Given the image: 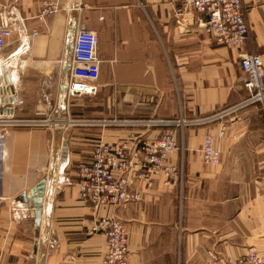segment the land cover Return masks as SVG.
<instances>
[{
    "label": "crops",
    "instance_id": "1",
    "mask_svg": "<svg viewBox=\"0 0 264 264\" xmlns=\"http://www.w3.org/2000/svg\"><path fill=\"white\" fill-rule=\"evenodd\" d=\"M178 1L0 0L7 7H0V28L15 30L0 51V118L56 122L0 126V264H101L105 240L88 232L94 214L64 179L91 159L100 141L132 142L168 130L72 124L101 120L186 121L184 128L171 127L182 150L169 163L181 176L168 184L158 177L150 190L140 185L142 201L114 211L130 232V263L206 264L209 251L230 263L251 249L264 258L260 109L242 108L222 138L219 121L194 123L249 98L240 58L258 55L264 67V0H242L250 36L240 49L206 35L197 16L179 23ZM48 3L58 11L44 24L40 15ZM81 30L99 37L101 77L99 98L77 105L67 88L73 41ZM4 80L7 95L1 92ZM208 135L222 154L216 167L203 162ZM43 180L36 226L35 210L20 198Z\"/></svg>",
    "mask_w": 264,
    "mask_h": 264
},
{
    "label": "built area",
    "instance_id": "2",
    "mask_svg": "<svg viewBox=\"0 0 264 264\" xmlns=\"http://www.w3.org/2000/svg\"><path fill=\"white\" fill-rule=\"evenodd\" d=\"M175 7L178 22L185 16H197V26L209 36H213L218 44L240 49L244 47L250 36V27L242 0H179ZM7 3V1H6ZM5 10L6 4H1ZM58 11L57 4H45L40 18L44 24ZM198 15H200L198 17ZM14 28L5 24L0 28V51L6 45V39L14 33ZM37 32L33 33L36 36ZM29 38V37H26ZM240 65L246 76L244 87L249 95L246 102L221 113L197 120L195 124H207L219 121L218 135L224 137L227 132L229 115L242 108L260 104L264 109V67L262 58L255 54H243ZM101 59L99 56V37L90 30L79 31L73 41L72 63L70 67L67 96L69 99L80 97H97L100 93ZM7 81L1 84V92L7 95ZM12 103L13 98L11 97ZM15 101V100H14ZM9 102V98L3 103ZM11 109V108H10ZM11 110L5 116H12ZM41 126L56 122L49 119L18 121L0 118V126ZM70 123H72L70 121ZM72 124L103 126L144 125L146 127L165 126L168 130L139 138L129 142L119 140L114 143L100 141L94 145L91 159L79 163L72 176H66L64 184L78 188L77 200L88 207L94 214L88 232L91 236H101L105 240L106 253L101 264H132L129 261L130 232L124 221L114 213L120 207L136 204L144 197V186L153 188L158 177H163L165 184L171 183L182 174L181 169L169 163V158L182 150L177 131L171 127L184 128L186 121H154V120H114V121H80ZM205 165L219 166L221 151L215 139L208 135L201 148ZM74 259V257H71ZM135 264H145L137 261ZM206 264H264V258L257 249H251L235 262L226 260L214 251L207 253Z\"/></svg>",
    "mask_w": 264,
    "mask_h": 264
},
{
    "label": "water",
    "instance_id": "3",
    "mask_svg": "<svg viewBox=\"0 0 264 264\" xmlns=\"http://www.w3.org/2000/svg\"><path fill=\"white\" fill-rule=\"evenodd\" d=\"M46 181L43 180L39 182L35 188H32L29 192L22 194L21 200L27 202L28 205L35 210V217H36V226H39L41 220V205L43 202V197L45 193Z\"/></svg>",
    "mask_w": 264,
    "mask_h": 264
},
{
    "label": "rangeland",
    "instance_id": "4",
    "mask_svg": "<svg viewBox=\"0 0 264 264\" xmlns=\"http://www.w3.org/2000/svg\"><path fill=\"white\" fill-rule=\"evenodd\" d=\"M100 94V93H99ZM68 97V96H67ZM99 98V95L98 97H96L95 99ZM71 100H73L74 104H77V105H83L85 103H88L90 101H93V99H89V98H86V97H80V98H72ZM253 106H257L259 109H260V115H261V118L259 119L260 121V125L264 126V109L263 107L260 105H252L250 107H253ZM249 107V108H250ZM246 109H242L240 111H238L237 113H234L232 115H229L228 117H226L225 119H227V122L229 124V120L232 118V119H236L239 115V113H241L242 111H244Z\"/></svg>",
    "mask_w": 264,
    "mask_h": 264
},
{
    "label": "bare ground",
    "instance_id": "5",
    "mask_svg": "<svg viewBox=\"0 0 264 264\" xmlns=\"http://www.w3.org/2000/svg\"><path fill=\"white\" fill-rule=\"evenodd\" d=\"M14 101V100H13Z\"/></svg>",
    "mask_w": 264,
    "mask_h": 264
}]
</instances>
